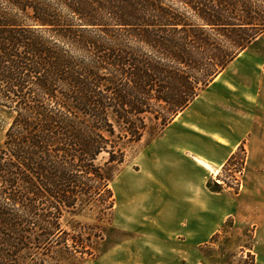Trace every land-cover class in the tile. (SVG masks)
Instances as JSON below:
<instances>
[{"label": "trees", "instance_id": "obj_1", "mask_svg": "<svg viewBox=\"0 0 264 264\" xmlns=\"http://www.w3.org/2000/svg\"><path fill=\"white\" fill-rule=\"evenodd\" d=\"M263 35L264 0H0V264L95 258L129 152ZM245 164L209 189L238 195Z\"/></svg>", "mask_w": 264, "mask_h": 264}, {"label": "crops", "instance_id": "obj_2", "mask_svg": "<svg viewBox=\"0 0 264 264\" xmlns=\"http://www.w3.org/2000/svg\"><path fill=\"white\" fill-rule=\"evenodd\" d=\"M263 36L148 147L154 178H142L148 190L141 186L132 197L133 207L148 203L146 227L132 228L140 263L204 264L200 248L232 221L251 233L248 251L264 264V47H253ZM241 146L240 193L212 192L209 182Z\"/></svg>", "mask_w": 264, "mask_h": 264}, {"label": "rangeland", "instance_id": "obj_3", "mask_svg": "<svg viewBox=\"0 0 264 264\" xmlns=\"http://www.w3.org/2000/svg\"><path fill=\"white\" fill-rule=\"evenodd\" d=\"M253 47H264V36ZM244 56L238 61L239 63L244 61ZM239 77L242 84V71ZM10 123L9 116L0 110V144L5 141ZM159 135L147 134L142 142L129 152L126 163L121 167L112 183V189L116 197V208L111 224H109L111 215L106 218L104 223V226L108 228L107 237L99 246L95 258L87 257L76 261L74 264H152L138 261L139 238L137 234L135 237L132 235L133 226L136 229L146 227L148 223V203H146L143 210L133 207L132 197L133 193H136L141 186H145V190H148V182L142 178H154L148 173L150 167L148 147ZM230 176L232 174L228 171L224 174L227 182L232 183L233 179ZM216 179L211 180L209 184ZM95 218V215L89 214L76 218L67 216L63 223L66 229L70 230L76 227L75 221L79 220L93 224ZM251 237V233L235 229L233 222L229 221L222 233L214 237L209 244L200 248L204 257V264H254V257L248 251Z\"/></svg>", "mask_w": 264, "mask_h": 264}, {"label": "built area", "instance_id": "obj_4", "mask_svg": "<svg viewBox=\"0 0 264 264\" xmlns=\"http://www.w3.org/2000/svg\"><path fill=\"white\" fill-rule=\"evenodd\" d=\"M239 176V175H238Z\"/></svg>", "mask_w": 264, "mask_h": 264}]
</instances>
